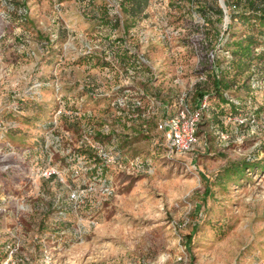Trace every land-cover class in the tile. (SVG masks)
<instances>
[{
  "label": "rangeland",
  "instance_id": "1",
  "mask_svg": "<svg viewBox=\"0 0 264 264\" xmlns=\"http://www.w3.org/2000/svg\"><path fill=\"white\" fill-rule=\"evenodd\" d=\"M150 2L142 38L116 44L93 37L75 0H0V136L14 135L12 147L0 144V171L13 187L0 181V264L14 243L31 264L47 253L60 264H179L181 256L184 264H264V119L249 122L248 109L240 126L215 119L224 135L205 119L191 151L169 153L156 122L201 77L209 25L187 6ZM261 89L240 93L257 116ZM121 96L143 103L127 111L133 122L113 106ZM75 109L89 118L74 126ZM47 121L60 127L42 129ZM81 148L110 153L103 177L77 157ZM245 162L259 167L244 170ZM46 169L59 181L41 177ZM74 192L83 204L70 200Z\"/></svg>",
  "mask_w": 264,
  "mask_h": 264
},
{
  "label": "trees",
  "instance_id": "2",
  "mask_svg": "<svg viewBox=\"0 0 264 264\" xmlns=\"http://www.w3.org/2000/svg\"><path fill=\"white\" fill-rule=\"evenodd\" d=\"M75 1L83 9L82 19L84 23L85 21H87L86 23H92L94 34H91H93V37L97 40H113L116 44L122 43V41L125 42L128 39L142 38L137 29L140 23L147 18V10L152 4L150 0H114L113 5L108 3L107 0ZM221 1L168 0L167 2L168 8H171V10L174 8L182 9L187 6L190 10V15L202 17L209 25L208 39H204V44L201 46L205 67L202 66L203 70L199 71L202 75L190 92V97H193L196 102H190L189 96L186 102L190 107L196 108L202 101H206V107L203 110V121L205 119L208 121L212 120L211 129H216L217 135H220L224 131L220 130L222 128L218 127L219 125H215L216 120L222 121L226 125L225 123L228 118L236 117L240 114L239 112L244 110H249L247 111L249 113V122L256 121L257 119L262 122L264 119L263 114L257 116L249 109V106L253 108V105H255L252 100L251 103L248 100L245 101L240 95L244 89L248 90V94L262 92L261 87L264 86L259 85L260 83L264 84V0H223L224 5L221 4ZM9 7L11 9L14 8V3ZM25 13H27V9H25ZM236 27H240V29L236 30ZM64 33L68 32L65 31ZM83 33L86 37L88 36L87 33ZM124 48L126 54L131 52L129 47L125 46ZM87 85L88 89L90 88V91H88L89 95H93L94 90H98L99 88L90 80ZM122 92H124L123 87ZM182 98L183 94L178 95L173 103L169 104L167 102L163 116L156 122L158 129L163 120L175 116L180 111ZM142 105V101H136V97L124 98L123 96L116 98L113 104L118 110V116L128 122H133V120L126 114L127 111L134 113L136 109L143 107ZM16 109H18V106H16ZM57 112L58 110L54 114H56L55 116L59 120L61 117H64V115H57ZM75 112L76 114L72 117L71 121V124L74 126L78 125L83 119L89 118L85 113L83 115V113L80 114L77 110ZM41 126L45 130H47L46 127L49 129L56 128V130L60 127L59 124L55 126L54 121H47ZM10 129L8 131L2 130L0 144H10L12 147L8 141V139H14L13 131ZM160 132L166 140L165 133L163 131ZM198 136L200 138V129L198 130ZM41 141V143L38 142L36 151L43 153L45 139L42 138ZM14 146L18 147V149L21 147L18 144ZM26 149V152L29 153L30 151V153H33V148L27 147ZM108 154L110 153L108 152ZM77 157H84L86 159L95 179L103 177L105 169L111 165L99 158L90 149L84 150V148H81V152L77 153ZM41 160L37 158L33 161V164L37 165L38 169L45 168L43 160V166L38 165ZM115 160L118 164L124 166L119 153L115 156ZM132 162V165L135 166L136 160L134 159ZM140 164H137V166L143 168ZM243 167L245 170L246 168L259 167V165L257 163L251 164L245 162ZM53 178L59 181L57 176L54 175ZM0 181L4 186L7 185L9 190L13 189L12 185L8 184L10 181L7 174L1 171ZM206 188V195L208 196L211 194V188L208 186ZM194 232L195 230L186 237V244H191ZM15 244L19 245V243ZM20 250L21 246L19 245L14 264H31L30 258L26 254L21 253Z\"/></svg>",
  "mask_w": 264,
  "mask_h": 264
},
{
  "label": "built area",
  "instance_id": "3",
  "mask_svg": "<svg viewBox=\"0 0 264 264\" xmlns=\"http://www.w3.org/2000/svg\"><path fill=\"white\" fill-rule=\"evenodd\" d=\"M187 96L183 95L181 100L182 107L180 111L173 117L163 120L159 125V130L163 131L166 135L167 149L169 153H188L191 151L198 143L199 136L198 130L203 121V110L206 107V101H202L200 105L196 108L190 107L186 102ZM62 112L59 113L61 115ZM235 122L239 125L246 124L248 122L247 118H243L241 115L229 118V122ZM224 135V133H222ZM98 157L105 160L107 163H111L112 159L108 156L106 152L102 149L98 151ZM57 171L54 169H46L40 172L41 177L51 178L57 175ZM70 200L77 203L83 204L84 200L82 196L76 192L70 195ZM19 250L18 244H12L8 247V255L2 264H14L15 255ZM185 258L183 256L178 258L179 264H184ZM43 264H60L54 261L50 254H46L42 260Z\"/></svg>",
  "mask_w": 264,
  "mask_h": 264
}]
</instances>
